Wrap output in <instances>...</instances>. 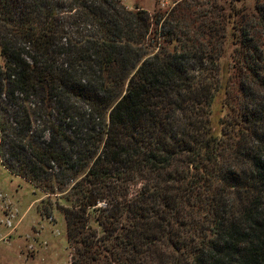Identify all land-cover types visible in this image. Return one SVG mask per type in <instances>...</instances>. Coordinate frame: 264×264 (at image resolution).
Returning <instances> with one entry per match:
<instances>
[{
    "label": "trees",
    "instance_id": "1",
    "mask_svg": "<svg viewBox=\"0 0 264 264\" xmlns=\"http://www.w3.org/2000/svg\"><path fill=\"white\" fill-rule=\"evenodd\" d=\"M172 1L0 0V162L71 264H264V0Z\"/></svg>",
    "mask_w": 264,
    "mask_h": 264
},
{
    "label": "rangeland",
    "instance_id": "2",
    "mask_svg": "<svg viewBox=\"0 0 264 264\" xmlns=\"http://www.w3.org/2000/svg\"><path fill=\"white\" fill-rule=\"evenodd\" d=\"M219 1L223 4L237 2ZM255 1L245 0V5L253 9ZM121 2L128 9L139 7L150 13L156 8L173 7L172 0H159L158 5L157 0ZM220 110L217 103L213 115L215 126L224 116ZM43 199L46 200V196L30 182L11 174L0 162V264H71L74 249L67 241L64 217L56 208L50 216H44L40 211ZM55 201L50 198L44 205ZM60 202L67 206L64 200ZM100 206L105 207V204ZM91 217L92 220L95 217L93 212Z\"/></svg>",
    "mask_w": 264,
    "mask_h": 264
}]
</instances>
